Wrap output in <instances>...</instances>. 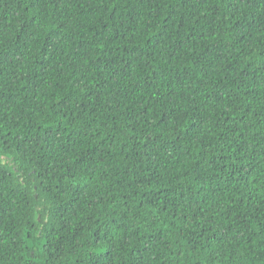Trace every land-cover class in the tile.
Masks as SVG:
<instances>
[{
  "label": "trees",
  "instance_id": "1",
  "mask_svg": "<svg viewBox=\"0 0 264 264\" xmlns=\"http://www.w3.org/2000/svg\"><path fill=\"white\" fill-rule=\"evenodd\" d=\"M0 264H264V0H0Z\"/></svg>",
  "mask_w": 264,
  "mask_h": 264
}]
</instances>
